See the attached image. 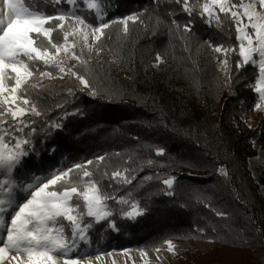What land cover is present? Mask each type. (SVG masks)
<instances>
[{"label": "trees", "instance_id": "obj_1", "mask_svg": "<svg viewBox=\"0 0 264 264\" xmlns=\"http://www.w3.org/2000/svg\"><path fill=\"white\" fill-rule=\"evenodd\" d=\"M33 3L47 14L70 7L53 6L47 0ZM105 5L107 21L141 14L144 23L129 22L127 35L119 24L106 29L102 41L94 45L101 49L99 56L84 49L87 70L76 60L63 65L75 66L99 90L98 95H89L70 74L58 80L57 68L44 69L52 71L56 81L34 78L39 87L30 89L28 98L42 115L24 117L35 121L30 127L36 131L29 137V155L15 170L16 177L42 176L84 164L108 194L137 202L144 210L129 219L121 214L128 205L109 200L113 216L93 221L90 243L81 242L79 254L163 250L169 240L210 241L214 246L208 252L175 248L178 264H264V197L249 169L256 150L250 131L239 125L257 100L245 86L254 71L241 70L227 87L216 61L222 54L206 43L235 47L234 26L230 28L225 19L221 29L215 22L209 26L193 17L190 33L174 27L169 32L171 19L180 25L190 19L172 0L159 4L105 0ZM157 16L164 21L158 28ZM76 51L80 52L79 45ZM157 53L164 63L154 66ZM229 56L231 69L234 59ZM53 122L61 127H50ZM261 122L264 125V119ZM28 132L25 127L19 135ZM157 148H163L164 154L156 155ZM101 156L103 161L97 159ZM89 160L92 165H87ZM221 168L227 175L221 174ZM114 169H128L132 183L117 184L108 176L101 179L102 173L110 175ZM78 173L74 170L73 175ZM169 176L175 177L171 196L162 183ZM214 210L226 215L217 216ZM110 221L115 222V230Z\"/></svg>", "mask_w": 264, "mask_h": 264}, {"label": "snow or ice", "instance_id": "obj_2", "mask_svg": "<svg viewBox=\"0 0 264 264\" xmlns=\"http://www.w3.org/2000/svg\"><path fill=\"white\" fill-rule=\"evenodd\" d=\"M53 6L66 4L67 11L58 10L56 14H47L40 10L33 0H0V230L5 232L0 244V264H92L88 255L71 256L79 250L80 243H90L89 229L94 222L108 221L113 210L108 201L128 205L121 209V214L129 219L143 215L144 210L137 202L129 203L127 199L108 194L95 179V173L84 164H76L73 168L61 170L46 181L27 184L23 191L27 197L17 203L15 198L16 182L12 179L13 170L21 165L23 158L29 155V138L36 129L30 127L35 121L24 119L29 113L41 116L36 103L28 98L30 89H37V76L55 78L52 71L46 68H57L60 73L70 74L88 94L96 96L99 90L94 88L85 75L73 68H67L64 61L57 59L61 54L84 65L87 70L89 60L83 59L84 49L95 52L99 56L101 49L94 48L90 39L101 42L106 35L105 30L114 24L122 26L127 35L129 22L143 24L141 14H132L119 20H106L107 6L105 0H47ZM157 4L160 0H156ZM180 11L190 18L180 25L174 18L167 26L169 32L183 30L192 31L193 17H199L209 26L213 22L223 28L227 19L230 28L234 26L235 47L215 45L207 41L218 57L221 69L228 74L232 86L235 74L251 67L254 71L252 81L245 86L257 94L253 105L254 111L264 112V0H172ZM223 14V15H221ZM170 16L174 13L169 12ZM92 16L96 23H90ZM151 18V17H150ZM164 21L157 16L155 25L158 28ZM55 34V35H54ZM155 31H153V35ZM71 38V39H70ZM80 52L77 53V46ZM234 65L230 69V56ZM156 64L164 63L162 56L155 55ZM42 63L43 68L40 64ZM63 79V76L60 77ZM71 93V89L69 90ZM29 132L20 136L24 128ZM50 127L60 128L53 122ZM156 155L164 154L163 148L155 149ZM103 161V156L97 158ZM151 160L148 164H152ZM93 161H87L92 165ZM74 170L79 173L73 175ZM128 169H114L111 174H101L117 184H130L134 177L126 175ZM222 175H227L223 168ZM148 179H151L150 177ZM175 182L169 176L162 183L166 186V194L171 196ZM108 187H112L109 183ZM210 207V205H206ZM215 211V210H214ZM215 214L224 217L222 211ZM91 218V219H88ZM110 227L116 229L114 221ZM167 249L174 251L172 242L165 241ZM159 252V249H156ZM142 255H146L142 253ZM99 260V256L96 257Z\"/></svg>", "mask_w": 264, "mask_h": 264}, {"label": "rangeland", "instance_id": "obj_3", "mask_svg": "<svg viewBox=\"0 0 264 264\" xmlns=\"http://www.w3.org/2000/svg\"><path fill=\"white\" fill-rule=\"evenodd\" d=\"M247 2V0H245ZM90 43L95 45V42L90 39ZM57 59H61L64 61V64H68L72 62L74 59H68L61 54ZM216 61L218 59L216 58ZM218 66L221 69V65L218 62ZM222 71V75L224 77V82L228 83V74L226 71ZM63 76L65 79L68 75L60 73L58 80H63L60 77ZM47 78V77H46ZM52 81H56L54 78H47ZM257 96V94H256ZM258 98V97H257ZM261 119H264V112L254 111L253 106H250L244 117L241 119L239 125H242L244 130L250 131L249 135L251 137V143L256 150V156L249 159V169L254 177V179L260 184V191L264 197V167H257L255 163L258 157L261 154H264V125L261 122ZM238 126V125H237ZM247 132V131H246ZM18 168V167H17ZM16 168V169H17ZM13 170L12 179L16 182L17 187L15 188V198L17 203L22 202L27 197V192L23 191V188L31 183L37 184L43 181H46L50 176L59 172V171H50L42 176H33L31 173L25 174L22 177H16L15 170ZM0 179H4L3 173H0ZM102 222V221H100ZM99 223V222H98ZM5 232L0 230V244L3 243L5 238ZM174 245V251H169L167 247L163 250H159L157 252L153 249H144L142 251H132V250H124L120 252H88L84 254H79L78 252L71 253L70 255L75 256H83L88 255L91 257L92 264H142L147 262H155L157 264H178V257L176 255L175 248H181L188 252L202 251L208 252L213 248V243L210 241L207 242H199V241H174L172 242ZM145 253L146 255H142ZM99 256V260L96 257Z\"/></svg>", "mask_w": 264, "mask_h": 264}, {"label": "bare ground", "instance_id": "obj_4", "mask_svg": "<svg viewBox=\"0 0 264 264\" xmlns=\"http://www.w3.org/2000/svg\"><path fill=\"white\" fill-rule=\"evenodd\" d=\"M255 166H257V167H264V154H261L258 157V159H257V161L255 163ZM263 194H264V191H263Z\"/></svg>", "mask_w": 264, "mask_h": 264}]
</instances>
